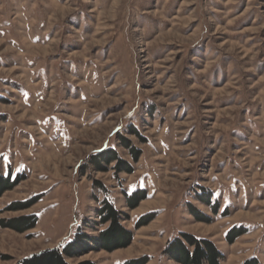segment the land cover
<instances>
[{
  "label": "rangeland",
  "instance_id": "1",
  "mask_svg": "<svg viewBox=\"0 0 264 264\" xmlns=\"http://www.w3.org/2000/svg\"><path fill=\"white\" fill-rule=\"evenodd\" d=\"M0 174V219L35 216L0 226V264L77 238L70 264H181L183 233L264 264V0H0Z\"/></svg>",
  "mask_w": 264,
  "mask_h": 264
},
{
  "label": "trees",
  "instance_id": "2",
  "mask_svg": "<svg viewBox=\"0 0 264 264\" xmlns=\"http://www.w3.org/2000/svg\"><path fill=\"white\" fill-rule=\"evenodd\" d=\"M134 159H138L139 151L133 150ZM100 157V156H99ZM103 162L105 164H111L116 162L117 171L132 172V166L126 161L120 158L119 154L115 150H106L101 154ZM100 169H104L99 166ZM106 170V169H105ZM9 178L0 174V196L9 189L12 185L9 184ZM15 183V182H14ZM144 198V193L134 192L128 197V205L131 208H136L139 205L141 199ZM29 203H14L11 209H23L31 206ZM102 214V223H109L108 228L100 233L101 247L107 250L116 249L118 247H124L130 244L132 234L129 230H126L120 224V212L114 207V205L107 201L103 208L100 210ZM1 213V211H0ZM143 219V218H142ZM138 222V226L141 225L143 220ZM0 226L9 227L20 232H25L35 227V216H21L18 218H12L10 220L0 219ZM229 239L232 241L234 237L229 234ZM78 240V238H77ZM77 240L69 243L63 250L59 248L47 249L41 251L38 254L31 255L24 258L19 264H70L65 256L75 257L87 248L81 244H76ZM165 254L172 260L181 264H222V254L216 247V245L208 239H199L192 234L183 233L182 236L177 237L169 243L165 250ZM147 257L142 259L133 260L124 264H146ZM242 264H259L256 258L245 260Z\"/></svg>",
  "mask_w": 264,
  "mask_h": 264
}]
</instances>
